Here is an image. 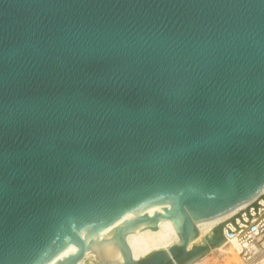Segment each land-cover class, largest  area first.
<instances>
[{"label": "water", "instance_id": "1", "mask_svg": "<svg viewBox=\"0 0 264 264\" xmlns=\"http://www.w3.org/2000/svg\"><path fill=\"white\" fill-rule=\"evenodd\" d=\"M263 188L264 0H0V264H193Z\"/></svg>", "mask_w": 264, "mask_h": 264}, {"label": "built area", "instance_id": "2", "mask_svg": "<svg viewBox=\"0 0 264 264\" xmlns=\"http://www.w3.org/2000/svg\"><path fill=\"white\" fill-rule=\"evenodd\" d=\"M255 201H258V207L253 206ZM248 207L250 209L247 212ZM233 217L235 218V222H230V219ZM226 221L229 222L224 228V243L229 245L232 252L239 257L241 263L264 264V190L252 201L241 206ZM213 227L208 233L211 232ZM205 235L199 240L202 241ZM215 250L216 248L211 249L206 255H210ZM195 264L210 263L202 257Z\"/></svg>", "mask_w": 264, "mask_h": 264}, {"label": "bare ground", "instance_id": "3", "mask_svg": "<svg viewBox=\"0 0 264 264\" xmlns=\"http://www.w3.org/2000/svg\"><path fill=\"white\" fill-rule=\"evenodd\" d=\"M263 190H264V188L262 189V191ZM238 209H240V207L233 209L232 211L225 214L224 216L217 218L211 222H208V223H205L202 225H198V228L200 230V237L196 241H198L203 235L208 233V231L213 226H215L216 224H218L222 221H226V219L228 217H230L231 215H233ZM140 213H143V211L136 210V211L128 214L127 217H132V216H134L136 214H140ZM120 223L121 222L119 221L117 224H120ZM117 224H115L114 226H116ZM171 235H173V237L175 238V242L178 241L179 236H178L177 230L173 224V221L170 219H164L159 223V229L157 231L152 232L151 228H145V229L140 230L138 232H130L127 236V240H128V243L132 249L134 257L139 258V257L145 256L146 253L150 252V249L153 246L156 247L155 249H157V248H159L158 247L159 245L161 247V245L164 244L162 246V248H168L170 245L173 244V243H169ZM226 245H228V244L223 243L219 247H217L216 249H218L222 246H226ZM65 250L70 251L71 247H68ZM141 250L143 251V254L141 256H139L140 254H138L137 251L141 252ZM50 262H51V264L54 263L53 260H51ZM239 262H240V264H242L240 260H239Z\"/></svg>", "mask_w": 264, "mask_h": 264}, {"label": "rangeland", "instance_id": "4", "mask_svg": "<svg viewBox=\"0 0 264 264\" xmlns=\"http://www.w3.org/2000/svg\"><path fill=\"white\" fill-rule=\"evenodd\" d=\"M200 241L201 240H198L197 242H200ZM174 242H175V238L173 237V235H171L170 236V242L169 243H174ZM163 245H161V247L159 245L158 247L159 248H162ZM155 248L156 247L153 246L150 249V252L146 253V255L149 254V253H151L153 250H155ZM137 252H138V254H140L139 256H141L143 254V251L142 250H141V252L140 251H137ZM204 259L205 260L207 259L210 264H240L239 257L234 252H232V250L230 249L229 245L222 246V247L216 249L210 255H208V256L206 255L204 257Z\"/></svg>", "mask_w": 264, "mask_h": 264}]
</instances>
